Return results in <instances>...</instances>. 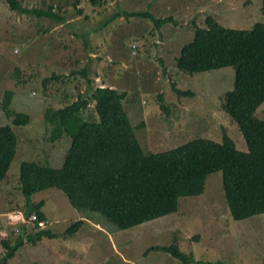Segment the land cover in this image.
I'll list each match as a JSON object with an SVG mask.
<instances>
[{
  "label": "rangeland",
  "instance_id": "rangeland-1",
  "mask_svg": "<svg viewBox=\"0 0 264 264\" xmlns=\"http://www.w3.org/2000/svg\"><path fill=\"white\" fill-rule=\"evenodd\" d=\"M64 2L78 4L68 15L72 28H67V23L54 24L45 34H37L45 18L10 10L0 0V126L11 125L1 109L8 90L13 92L9 108L33 118L31 125L13 126L20 149L6 180L12 191V211L18 214L17 210L25 209L20 205L24 197L18 192L19 164L36 160L62 167L72 144L70 136H63L54 145L48 139L51 125L43 120L45 109L76 101L87 89L85 76L92 77L93 73L95 86H111L126 94L122 103L127 112L137 116L130 117L129 122L145 153L165 151L199 137L219 142L222 127L238 150H247L238 126L221 111L224 94L233 86L234 68L189 75L177 68L175 57L192 40L193 23L204 26L207 15L235 29L264 23L263 0H100L99 6L89 0ZM23 3L30 4L29 0ZM77 8L84 14L79 15ZM118 9L148 11L154 18L173 17L178 23L168 22L157 28L149 18L119 16L96 29ZM86 31L87 39L82 36ZM17 35L32 38L22 41ZM53 73L56 78L51 79ZM47 78L49 82L43 85ZM171 83L193 96L178 97ZM163 105L167 111L162 110ZM256 116L264 120V104ZM26 136L35 140L37 157L20 153L28 148L33 152L26 146ZM33 198L44 202L41 211L48 222L41 228L50 229L57 237L25 244L6 264H264V214L243 220L231 218L220 171L206 176L202 194L180 197L175 213L128 229H118L103 215L85 210L89 218L86 214L80 230L69 235L67 228L84 214L71 205L63 191L51 187ZM5 206L0 197V212ZM3 219L0 215L8 232L2 240L13 241L22 234L21 223H9L12 215L6 216L7 225ZM36 230L32 227L25 231L30 234ZM173 242L194 260L185 263L162 251H147ZM4 251L0 241V258Z\"/></svg>",
  "mask_w": 264,
  "mask_h": 264
},
{
  "label": "trees",
  "instance_id": "trees-1",
  "mask_svg": "<svg viewBox=\"0 0 264 264\" xmlns=\"http://www.w3.org/2000/svg\"><path fill=\"white\" fill-rule=\"evenodd\" d=\"M4 1L10 10L45 18L37 34H45L54 24L67 23L66 27L71 29L73 24L68 15L78 7L77 3L71 5L65 0H29V5L23 0ZM89 1L100 5V0ZM77 10L79 15L84 14L82 8ZM84 16L91 20L89 14ZM119 16L149 18L157 28L177 22L173 17L154 18L148 11L118 9L96 29ZM88 32L82 35L86 39ZM17 36L22 41L32 38ZM86 39L85 46H88ZM175 64L189 75L228 66L234 68L233 86L224 94L221 111L238 126L247 150H238L222 127L219 142L199 137L165 151L145 153L122 106L126 94L111 86H95L93 73L92 77L85 76L87 89L76 101L58 109L49 106L43 114V120L51 125L48 139L53 145L63 136L72 139L63 166L42 165L36 160L19 164L18 192L24 197L27 216L34 212L40 219L45 218L41 211L44 202L32 201V195L55 187L84 214L67 228L66 234L73 235L80 230L86 222L85 210L103 215L118 229H128L175 213L179 198L202 194L206 176L217 171L222 174L223 194L231 218L243 220L264 214V120L256 116L264 104V23L258 22L249 29H235L224 27L207 15L204 26L193 23V38L181 47ZM54 78L53 73L51 79ZM49 80H44L43 85ZM170 86L178 97L193 96L191 92L177 89L174 83ZM12 97V91H5L1 105L11 125L0 126V181L6 178L20 149L13 126L20 128L33 123L30 114L9 108ZM161 108L167 111L164 105ZM32 140L29 136L24 138L26 146H31L34 152L29 153L28 148L20 153L37 157L36 142ZM21 226V235L13 241H1L5 250L0 258L3 264L26 243H35L42 237H57L50 229L27 234L24 225ZM151 250L162 251L185 263L194 260L176 242L153 246L147 251Z\"/></svg>",
  "mask_w": 264,
  "mask_h": 264
},
{
  "label": "crops",
  "instance_id": "crops-1",
  "mask_svg": "<svg viewBox=\"0 0 264 264\" xmlns=\"http://www.w3.org/2000/svg\"><path fill=\"white\" fill-rule=\"evenodd\" d=\"M184 14L188 15V11H184ZM188 17H189V15H188ZM126 114H127L128 118H129V121H130V117H132V118L137 117V116H135L130 111L129 112L126 111ZM7 177L8 176H6V178H4L3 180L0 181V187H1L0 188V197L6 203V206L2 209V211L0 212V215H3L5 217V219H3L4 220L3 222H5V223H6V216H7V214L9 212H11L12 210H14V208H11V206L13 205V203L11 202V196H10V194L12 193V191H11V188H9L8 182H6ZM33 196H32V199L34 200ZM39 200L40 199H38L37 201H39ZM24 204H25V200L20 205H24ZM16 207H18V206H15V208ZM17 211H20V210H17ZM82 217H84V215ZM6 225H7V223H6ZM99 229H101V228H99ZM6 232H8V230L6 229L5 224H2V222H0V241H2V239H4V235L6 236V234H7ZM46 238H48V237H46Z\"/></svg>",
  "mask_w": 264,
  "mask_h": 264
},
{
  "label": "clouds",
  "instance_id": "clouds-1",
  "mask_svg": "<svg viewBox=\"0 0 264 264\" xmlns=\"http://www.w3.org/2000/svg\"><path fill=\"white\" fill-rule=\"evenodd\" d=\"M133 47L135 46L134 44L132 45ZM125 99V98H124ZM123 102V101H122ZM122 106H123V109H124V111H125V108H124V105H123V103H122ZM125 113H126V111H125ZM127 115V114H126ZM128 117V116H127ZM128 120H129V118H128ZM33 152H34V150H33ZM64 193V192H63ZM34 195V194H33ZM32 195V196H33ZM68 198V197H67ZM41 200V199H40ZM69 200V199H68ZM32 201H34L33 199H32ZM34 202H37V201H34ZM17 212H20V213H16V212H14V211H11V212H9L8 214H7V216L9 215V217L11 218V215L14 217V219H13V221H9V223L11 224V225H18V223H21V224H23L24 225V228H25V230L26 231H30V230H32V227H36V228H38V230H41V229H43V228H41V226L39 225V222H43V224H45V222L47 223L48 222V220L46 219V218H44V219H40L38 216H37V214L36 213H31L29 216H27L26 214H25V212L24 211H22V210H20V211H17ZM16 215H20V216H22V218H23V220H21V221H16L17 219H16ZM32 216H34L35 218L33 219L32 218ZM8 218V217H7ZM28 221V222H27ZM30 228V229H29ZM15 229H19V228H15ZM14 229V230H15ZM20 230V229H19Z\"/></svg>",
  "mask_w": 264,
  "mask_h": 264
},
{
  "label": "built area",
  "instance_id": "built-area-1",
  "mask_svg": "<svg viewBox=\"0 0 264 264\" xmlns=\"http://www.w3.org/2000/svg\"><path fill=\"white\" fill-rule=\"evenodd\" d=\"M15 217H16V219H17L16 221H21V220H23L22 216H20V215H16ZM32 218L34 219L35 217L32 216ZM27 222H28V221H27ZM39 225H40V226H43V222H39ZM15 231H16V232H19V229H15Z\"/></svg>",
  "mask_w": 264,
  "mask_h": 264
}]
</instances>
